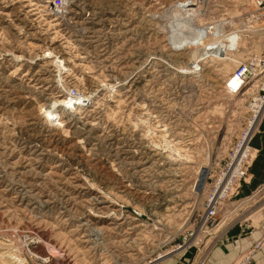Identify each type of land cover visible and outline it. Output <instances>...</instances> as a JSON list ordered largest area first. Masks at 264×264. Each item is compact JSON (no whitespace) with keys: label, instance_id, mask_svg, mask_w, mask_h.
<instances>
[{"label":"rangeland","instance_id":"1","mask_svg":"<svg viewBox=\"0 0 264 264\" xmlns=\"http://www.w3.org/2000/svg\"><path fill=\"white\" fill-rule=\"evenodd\" d=\"M108 1L71 0L55 16L42 0H0V264H173L168 252L232 178L247 130L253 148L262 79L230 93L239 64L227 75L223 61L200 56L196 68L194 56L232 30L246 34L241 50L260 48L254 7L207 0L193 39L171 27L191 0ZM75 88L82 103L54 105ZM250 167L222 196L219 225L195 233L179 264L207 262L233 222L263 221L264 185L241 195Z\"/></svg>","mask_w":264,"mask_h":264},{"label":"built area","instance_id":"2","mask_svg":"<svg viewBox=\"0 0 264 264\" xmlns=\"http://www.w3.org/2000/svg\"><path fill=\"white\" fill-rule=\"evenodd\" d=\"M42 1L44 3L43 7L47 13L54 14L55 16H60L64 14L66 9L70 5L71 0H42ZM192 1H193V5H189L187 6V8L196 7L197 10H200V12L197 15L199 16L202 11L201 4H204L207 0H191V2ZM252 2H253L252 7H254L252 12L253 17L255 18V22L257 23L259 22L260 24L259 28L257 27V25L255 27H257L258 31L262 34V49L258 53L252 52L251 55H249L246 59L242 60L239 63V65L235 68V70L233 71L234 77L240 78L242 82L237 89H233L228 86L229 88L227 89L230 93H239L244 91L250 80L259 77L262 79V84H263L262 89H264V0H252ZM190 24H191L190 27L188 26L186 27V29L187 28L189 29V32L192 30V28H197L192 22V19L190 21ZM176 25H178V23ZM255 31L256 30H253L252 32L253 35L256 34ZM191 33H193V31ZM70 94L73 97L80 96L76 88L74 89V92ZM260 98L264 99V96H258L257 101H259ZM252 109L254 111L255 107L252 106ZM263 114H264V106L261 112V116ZM248 143H247L248 147L244 149H242L243 147L240 146V143L236 148V154L234 155L235 156L234 160L236 161L237 156H239V159L238 162L237 161L235 162L237 164H235L234 167H232V174H231L232 178L226 182L224 181L223 176L222 178H220V180L218 181L215 187V190L208 199L204 212L200 215L199 222L197 225L198 229L196 231L190 229L188 231V234L185 236L183 243L178 244L177 246L173 247L171 251L168 252L170 253L176 251V255H178L177 257L180 263H183L182 262L183 258L190 250V248H192L193 244H189L187 242L193 238L195 233H200V232L209 233L219 225L220 219L218 217V214L222 206V196L226 195L227 191L231 189L232 186L235 185V183H237V187H240L242 180H245L251 162L253 161L252 159L256 154L255 150L251 146H249ZM248 156L252 157V159H250L249 161L250 162L249 164H247L246 161V159H248ZM233 178H235L234 181ZM263 241H264V236L260 241L256 242L254 246L247 249L243 254H241L232 264H253L254 255L261 248ZM164 255L166 254H161L156 259L162 258ZM199 264H207L206 258L200 260Z\"/></svg>","mask_w":264,"mask_h":264},{"label":"bare ground","instance_id":"3","mask_svg":"<svg viewBox=\"0 0 264 264\" xmlns=\"http://www.w3.org/2000/svg\"><path fill=\"white\" fill-rule=\"evenodd\" d=\"M103 2H104V0H102ZM106 1V0H105ZM247 1V4L248 5H250L249 7H252L253 6V2H252V0H246ZM108 7L110 8V9H112L111 7H112V4H110L111 2H110V0L108 1ZM97 4V3H96ZM105 9V8H104ZM43 10V9H42ZM45 10V9H44ZM105 10H107V9H105ZM181 11H183L182 9H181ZM100 12V11H99ZM103 12V11H102ZM107 12V11H106ZM200 12V10H197L196 8H190V9H188L187 10V12H185L184 14H179V15H177V16H175V17H177L176 19H178V17L180 18L181 16H183V15H186L187 17H185V19H183L182 21H181V19H179V20H174L173 22H172V25H171V27L173 28V32L175 33V32H177V31H179L180 30V28H181V30L182 29H186V27L188 26V27H190L191 26V24H190V21H191V19H193V18H195L197 15H198V13ZM47 14H49V13H47ZM193 16H192V15ZM108 17V16H107ZM174 17V18H175ZM100 18V17H99ZM156 18V17H155ZM107 21H108V19H106ZM105 20V18H104V20H102L101 18H100V20L97 22V24H99V23H103L104 21H106ZM199 20L200 21H202V19H201V17L199 18ZM110 21L111 22H113L114 20L113 19H110ZM109 21V22H110ZM175 21H179V22H175ZM115 22V21H114ZM116 23V22H115ZM178 23V25H176ZM193 23L195 24V22H194V20H193ZM104 25V24H103ZM247 25V24H246ZM222 26V25H221ZM221 26H219V27H221ZM237 26V25H236ZM205 26H203L202 28H200V29H203ZM250 27V26H249ZM80 28V27H79ZM220 29H222V27L220 28ZM237 29V28H236ZM102 30V29H101ZM204 30V29H203ZM253 30H256L255 31V38H259V40H260V48H258V49H256L255 48V50L256 51H253L252 49H253V47H250L249 45H248V43L245 41L244 43H243V46L245 47V49L244 50H241V48H239V45L240 46H242L241 45V43H242V41L245 39L244 37H246V36H244V35H246L244 32H240L239 30H232L231 32H227V33H222L221 35H219L218 37H216V38H214L215 39V42H213V43H210V41H213L214 39H209V41L208 42H206L207 43V46L203 49V52L201 53V54H199V56L198 55H196V56H194V59H198L200 56H202V60L203 59H205V58H213V59H218V60H221V61H223L224 62V64H225V68H224V73L225 74H230V71L232 70V68L234 67V66H236L237 64H239L240 62H241V60L243 59V58H245L244 56L245 55H247L248 53L250 54V52L251 51H253V52H259L260 50H261V39H262V37H261V33L258 31V29H257V27H254V29ZM187 31H189V30H187ZM187 31H185V32H187ZM223 31V30H222ZM243 31V30H242ZM250 31V30H249ZM192 32V30L190 31V32H187L188 33V35H189V37L190 38H193V39H196V37H195V32L193 31V33H191ZM191 33V34H190ZM181 36H183V35H179V34H177L176 36H174V37H177V39H179ZM244 38V39H243ZM180 40V42H182V40L181 39H179ZM245 40H247V39H245ZM243 47V48H244ZM226 49L228 50V51H230L232 54L231 55H228V53L227 52H225L226 51ZM50 54H51V52H50ZM197 59H196V61L194 62L195 63V65H196V68H197V66H198V63H200V61L199 62H197ZM193 60V59H192ZM59 62V61H58ZM61 62V61H60ZM64 65H65V63H63V60H62V63L60 64V67L61 66H63L64 67ZM193 66H194V64H193ZM192 67V66H191ZM199 67V66H198ZM201 67V66H200ZM65 68V67H64ZM193 70V69H192ZM184 71V70H183ZM227 81H228V86L229 87H231V88H233V89H237L239 86H240V84H241V82H242V80L240 79V78H237V77H234V74L231 76V75H229V78L227 79ZM228 87V88H229ZM68 95V97H66V99L64 100L63 99V101H57V102H55L54 103V105H57V104H59V105H63V106H65V107H70V106H73L74 108H75V105L77 104V102L78 103H82L81 101H79V98H76V99H74L75 97H72L70 94H67ZM70 95V96H69ZM82 96H84V95H82ZM82 99V98H81ZM83 99L84 100H86V102H87V100L88 99H90V97L89 96H85V97H83ZM57 100V99H56ZM258 100V96H255V99H254V102L255 101H257ZM257 103H259V105H258V107H257V105H252V106H254L255 107V109H254V113H255V110L256 109H258L259 110V112H257V115H260L261 114V112H262V109H263V106H264V99L263 98H260L259 99V101H257ZM67 104V105H66ZM80 105V104H79ZM52 106V105H51ZM53 107V106H52ZM52 107H45V111L46 112H49L50 110H51V108ZM56 107V106H55ZM53 110L54 109H52L51 111L53 112ZM43 111H44V109H43ZM47 115V114H46ZM52 117H54V114H52L51 115ZM258 118V117H257ZM259 119H260V117H259ZM55 120H56V118H55ZM257 120V119H256ZM255 122V118L252 120V122ZM256 122H258V121H256ZM60 127V126H59ZM248 128H250V127H248ZM248 131V135H249V138H250V134L249 133H251V131L249 132V130H247ZM247 139V136L244 138V139H242V143L240 144V146H242L243 148L242 149H244V148H246V147H248L247 146V143H248V140H246ZM245 143H246V145H245ZM176 150H177V148H176ZM177 152V151H176ZM204 170V169H203ZM202 170V171H203ZM209 171L206 169V170H204V172H203V174H202V177L203 178H201L200 179V181H199V183L200 184H202V185H204V184H206V180H207V177L209 176ZM99 177V176H98ZM202 180H203V182H202ZM86 184V183H85ZM92 185H94V184H92ZM219 186V185H218ZM101 191V190H100ZM103 192V191H102ZM107 195V194H106ZM108 197V196H107ZM107 201V200H106ZM102 202H104V201H102ZM108 202H109V200H108ZM108 208V211H106V212H104V211H102V213H104V214H108L109 215V207H107ZM97 213V212H96ZM89 218V217H88ZM100 228V227H99ZM110 229V228H109ZM107 230V229H106ZM220 230V229H219ZM218 230V231H219ZM103 230L102 229H98V235H99V233L101 234V232H102ZM96 234V233H95ZM210 240H212V239H210Z\"/></svg>","mask_w":264,"mask_h":264},{"label":"crops","instance_id":"4","mask_svg":"<svg viewBox=\"0 0 264 264\" xmlns=\"http://www.w3.org/2000/svg\"><path fill=\"white\" fill-rule=\"evenodd\" d=\"M261 122L258 132L251 140L256 154L250 167L252 177L248 183L243 185L242 196H249L264 185V114ZM259 216H255L256 221ZM263 236L264 219L257 225L246 224L240 220L233 222L220 235L219 240L210 251L207 264H232L246 249L254 246ZM173 264H179V261L176 260ZM253 264H264V241L254 255Z\"/></svg>","mask_w":264,"mask_h":264}]
</instances>
